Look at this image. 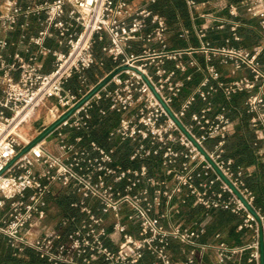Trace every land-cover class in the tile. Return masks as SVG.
<instances>
[{
    "label": "built area",
    "instance_id": "obj_1",
    "mask_svg": "<svg viewBox=\"0 0 264 264\" xmlns=\"http://www.w3.org/2000/svg\"><path fill=\"white\" fill-rule=\"evenodd\" d=\"M184 1L190 12L203 4ZM242 5L264 30V0ZM33 19L38 30L28 36ZM169 29L164 16L128 0H0V30L22 31L25 44L24 56L8 60L3 51L15 44L0 38V237L26 260L19 264H29L28 251L40 264H264V212L224 149L239 94L249 95L250 127L264 139L263 50L213 47L203 28H194L198 48L174 50ZM190 35L181 25L180 38ZM193 54L208 66L186 59ZM43 58L53 59L51 71H42ZM216 58L251 77L221 80ZM107 62L91 84L85 74ZM190 68L204 77L184 97ZM216 96L224 101L215 104ZM41 106L52 120L38 141L19 136ZM95 114L117 118L107 134L115 146L89 140ZM46 140H57V153ZM124 144L132 149L122 156ZM257 155L264 160V151ZM70 195L76 215L67 217L54 200ZM53 207L62 211L54 226ZM218 211L238 219L234 238L209 232Z\"/></svg>",
    "mask_w": 264,
    "mask_h": 264
},
{
    "label": "crops",
    "instance_id": "obj_2",
    "mask_svg": "<svg viewBox=\"0 0 264 264\" xmlns=\"http://www.w3.org/2000/svg\"><path fill=\"white\" fill-rule=\"evenodd\" d=\"M25 1L28 2L33 0ZM128 1L131 2L134 7H147L154 12L159 13L157 10H155L154 5L148 4L147 0ZM242 1L243 0H203V4L199 6L195 12H190L184 0H158L160 4L165 3L168 7L167 14H162V16L167 19L169 24L170 29L168 33V41L170 48L174 50L198 48L199 40L194 32V28H203L207 31L206 40L216 48H235L253 51L255 48L261 47L263 51L260 56V63L261 67L264 69V30L261 28L259 20L254 19L249 14H247L244 6L242 5ZM232 12L236 13L237 15H233ZM31 24V28H29L25 33L28 36L35 35L38 30L36 21L34 19L31 20ZM181 25L191 30V35L189 38H180ZM219 26L222 28L219 29ZM234 28L235 30H233ZM22 34L23 32L20 30L12 33H7L0 30V38H8L15 44L7 51H3V54L8 60H10V56L15 54H22L24 56L23 51L25 49V44L21 42ZM236 38H238V40ZM47 44L52 47L56 46L54 39L48 40ZM191 58H196L203 68L208 66L202 54H193L186 59L189 60ZM211 64L216 66L220 79L224 81H232L241 79L243 77H251V73L247 70H241L233 73L229 66L220 64V60L218 58L214 59ZM41 65L43 67V72H49L53 69V59L43 58L41 60ZM169 66H172V63H170ZM106 67L108 70L110 69V64L108 62ZM96 68L97 67H94L93 69ZM92 70L85 74L91 84L96 83L108 72H105L102 76L98 77L95 82H93L90 79V73ZM190 73L193 74V80L192 82L186 84L184 97L194 90L197 84L204 77L203 73L195 72V70L192 68H190ZM14 76L17 78L18 74L16 73ZM178 78L184 79L185 76L179 74ZM76 84L77 81L74 79L70 82L68 87L75 89L77 87ZM248 96L249 95L247 93L239 94L230 103L229 116L233 121V129L229 136H239L245 138L250 144H252L254 156L257 158L255 157L254 162L244 165L243 168L245 169V174L247 177H262L264 184V166L261 167V165H264V160L260 159L257 155V152L264 151V139L257 140L254 131L250 127V115L247 114V108L245 104ZM2 98L3 88L0 85V99ZM213 101L215 104H219L224 100L222 96H216L213 98ZM199 107L200 106H198V108ZM52 114L53 116H56L55 111H53ZM244 118L247 119L246 124L249 129L248 135H246L244 132ZM48 123L49 116L46 112V119L40 126H34L32 121L20 129L21 134L19 136H22L26 140L38 141L35 140L37 138L38 131L42 127L48 125ZM256 142L258 143L257 145L255 144ZM46 148H48L51 152L57 153V140H46ZM234 152H237L236 148L234 149ZM255 192L256 191L254 190V196Z\"/></svg>",
    "mask_w": 264,
    "mask_h": 264
},
{
    "label": "trees",
    "instance_id": "obj_3",
    "mask_svg": "<svg viewBox=\"0 0 264 264\" xmlns=\"http://www.w3.org/2000/svg\"><path fill=\"white\" fill-rule=\"evenodd\" d=\"M159 3V4H158ZM155 10H157L161 15L167 14V5L165 3L158 2L154 4ZM236 97V96H235ZM234 97V98H235ZM233 98V100H234ZM117 118L113 115H108L107 117L100 118L97 114L94 115L93 128L89 134V140H95L105 147L115 146V143H110L107 141V134L109 130L116 123ZM244 132L246 135L249 133L248 126L246 124L247 119L244 118ZM258 144L257 142L255 143ZM252 144H250L247 139L237 136H229L226 145H225V157L231 158L235 161L237 167H243L246 164H251L254 162L256 156H254L252 150ZM237 149V152H234V149ZM132 146L124 144L119 148L120 151H123L122 156L128 155L131 151ZM254 157V158H253ZM257 158V157H256ZM149 163V162H148ZM264 165H261L263 167ZM245 182L247 187L255 192V204L256 206L264 212V184L262 177H246ZM76 200V197L73 195L70 196H60L54 200L55 204L63 211L65 216L76 215V212L70 208V204ZM199 209L197 210H187L186 215L188 218H194L198 215ZM238 219L232 214L225 211H218L214 214L211 225L209 226V232L215 230H221L223 232L229 230L230 238H234V232L231 230V226L236 224ZM29 264H40L41 259L33 252H27ZM26 262L25 259H17L13 257V251L8 246L7 241L0 237V264H19ZM245 264V263H244Z\"/></svg>",
    "mask_w": 264,
    "mask_h": 264
},
{
    "label": "rangeland",
    "instance_id": "obj_4",
    "mask_svg": "<svg viewBox=\"0 0 264 264\" xmlns=\"http://www.w3.org/2000/svg\"><path fill=\"white\" fill-rule=\"evenodd\" d=\"M108 71L107 67H100L98 66L96 69H93L92 72L90 73V79L95 82L96 79L100 76H102L105 72ZM52 102H55L54 100ZM46 106H41L38 110H37V115L36 118H34L33 121V125L34 126H40L44 120L46 119ZM52 120L51 117H49V122ZM62 216V211L57 208V207H53V209L50 212V216L48 219V224L49 225H55L58 223V221L60 220ZM229 230L225 231V234L228 233Z\"/></svg>",
    "mask_w": 264,
    "mask_h": 264
},
{
    "label": "water",
    "instance_id": "obj_5",
    "mask_svg": "<svg viewBox=\"0 0 264 264\" xmlns=\"http://www.w3.org/2000/svg\"><path fill=\"white\" fill-rule=\"evenodd\" d=\"M56 126H57V123L54 124V125H52V126L49 128L48 132L52 131ZM262 252H263V251H262ZM263 261H264V256H262V262H263Z\"/></svg>",
    "mask_w": 264,
    "mask_h": 264
},
{
    "label": "bare ground",
    "instance_id": "obj_6",
    "mask_svg": "<svg viewBox=\"0 0 264 264\" xmlns=\"http://www.w3.org/2000/svg\"><path fill=\"white\" fill-rule=\"evenodd\" d=\"M20 135V134H19Z\"/></svg>",
    "mask_w": 264,
    "mask_h": 264
}]
</instances>
